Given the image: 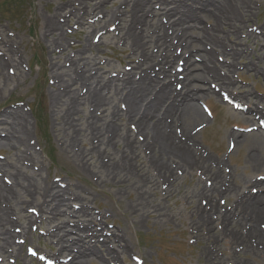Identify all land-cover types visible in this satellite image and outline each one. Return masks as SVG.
<instances>
[{
	"label": "rangeland",
	"instance_id": "1",
	"mask_svg": "<svg viewBox=\"0 0 264 264\" xmlns=\"http://www.w3.org/2000/svg\"><path fill=\"white\" fill-rule=\"evenodd\" d=\"M70 2L71 0H0V74L8 76L7 80L0 78V121H5V124L0 125V180L13 186L19 198L18 201L9 202L8 211L14 234L21 235L18 243H24L21 256L18 257L15 250L13 258L8 256L0 264H44L28 257L27 248L32 247L36 253L41 251L47 255L54 254L57 247L50 243L54 242L47 239L45 233L61 227L60 236H65L71 242L77 238L76 235H81L74 234L72 230L82 226H91L90 230L100 234L98 239L91 240V250L98 251L99 255L90 264H104L103 258L108 257L106 247L102 248L104 243L100 242L101 239L108 242V249L112 248L119 255L116 261H110L111 264H208L207 257L208 261L218 260L221 264H264V246L258 248L260 253L257 250H242L237 241L238 245L221 235L223 225L218 213L231 211L232 201L236 199L240 205L244 200L240 198L243 194L255 195L258 188L246 183L250 178L256 177L257 180L264 175L263 172H252L245 166L244 148L229 151L225 133H244L252 128L233 119L230 112L232 104H223L213 97L197 103L202 114L201 106L205 105L211 111V116L204 114L207 123L195 131L196 147L203 155L222 160V174L226 176V185L232 191L229 198H215L217 212L209 210L208 205L214 203L213 199L197 196L203 183L206 184L198 176L194 175V178L185 173L177 176V182H173V185L160 187V179L151 165L153 160L149 159L150 151L145 149L143 153L139 151L140 158L133 160L134 166L137 165L138 168L137 175L142 177H137L136 171L132 177L121 173L115 178V173L111 174L108 167L112 159L123 160L128 152L121 143L106 147L93 138L98 137L96 131L102 129L105 119L108 123L111 122V110L123 108L119 101V82L114 81L104 88L102 94L108 99L109 106L91 114V117L89 113L92 110L86 102V88L81 87L80 83L70 88L71 93L76 92L72 99L80 100L78 107L74 108L66 96L57 105L52 104L50 98L55 92H62V83L76 81V75L81 70L83 73L87 72L86 77L97 75L96 78L100 80V77L103 79L107 75L112 80H120L122 73L130 72L134 67L132 49L128 43L118 41L114 25L106 22L110 18H105L100 26H92L97 23V19L104 17L100 14L101 10L103 13L118 11L119 15L131 12L132 8L122 0H98L100 11H97V17L82 14L86 20H91L89 26H79L71 17L62 16L59 23L63 25L64 36L43 34L46 20L56 12L57 7L67 8ZM245 3L250 4L252 12L250 24L245 27L247 33L251 28L264 25V0H245ZM152 6L155 13L163 11V7L156 3ZM84 10L90 13V6L84 7ZM147 21L150 24L153 22L150 15ZM201 24L209 28L214 23L203 19ZM103 28H107L106 33L92 37L97 30ZM216 34L218 37H226L219 29ZM146 35L149 36V33L146 32ZM227 37L225 43L237 38ZM238 38L246 42L245 54H241L244 60L239 63L251 64L247 68L238 64L229 74L234 92L246 91L253 97L260 98L264 94V61L258 62L256 59L264 58V37H259L260 41L257 43L254 39L246 41V38ZM91 43L92 50L87 52L84 46ZM150 50L152 54L157 52L156 48ZM72 61L78 62L76 72L74 70L77 64H72ZM220 70L226 74V70ZM240 108L237 111L244 109L243 106ZM17 110L27 120V135L23 142L21 136L18 138L21 134H13L7 127L12 122L7 117ZM115 118L112 125L120 128L124 126L133 134L130 127L125 126L124 118ZM258 124L256 122V126ZM8 133L10 139L3 142ZM107 134L108 131L105 137ZM30 160L33 165L29 163ZM46 182L56 185L52 193L55 199L61 198V192L57 191H63L61 206L58 207L56 216L50 218L51 222L37 219L35 227L30 228L25 220V216L29 214L18 205L33 200L36 203L42 200L46 204L51 202V198L43 197L41 193ZM153 182L158 187L152 189L149 184ZM79 191L83 192L80 194ZM68 193L74 200H67ZM66 204L67 208L64 206ZM130 206L140 209L141 214L135 217L134 212L129 210ZM79 210L88 214L91 212L92 219L70 213ZM203 211H208L212 220L209 230L195 225ZM127 223L130 224L129 227ZM244 227L246 225L242 223L237 231L240 232ZM258 228L264 232V226L261 227L260 224ZM101 234L109 237H102ZM112 234L125 239L129 253L127 250L123 251L121 244L115 243L116 239L113 241ZM94 242L96 243L93 244ZM60 262L59 264H64Z\"/></svg>",
	"mask_w": 264,
	"mask_h": 264
},
{
	"label": "bare ground",
	"instance_id": "2",
	"mask_svg": "<svg viewBox=\"0 0 264 264\" xmlns=\"http://www.w3.org/2000/svg\"><path fill=\"white\" fill-rule=\"evenodd\" d=\"M99 1L106 2L107 0ZM122 1L132 8L131 12L119 15L120 12L118 11L103 13L101 10L100 14L104 17L102 16L101 20L97 19V23L92 24V26H100L105 18H110L106 22L114 25L118 41L128 43L132 49L134 67L130 72L122 73L120 80H112L107 75H104L103 79L100 77V80L96 78L97 75L86 77L85 73L87 72L84 71L83 73L80 69L81 71L76 75V81L63 82L62 92H55L50 100L55 106L64 99L63 96H66L74 108L78 107L80 100L78 98L72 99L76 92L71 93L70 88L80 83L81 87L86 88V102L90 104L92 111L89 116L91 117V114L94 115L95 112L100 109L104 110L105 107L109 106L108 99L102 94L104 88L110 86L114 81L119 82L121 84L120 92H118L119 101L123 104V108L118 111L111 110L109 114L112 115L109 118L111 122L108 123L105 119L103 126H101L102 129L96 131L98 137L93 138L96 139V142L98 141V144L106 147L121 143L127 150L128 153L123 157V160L112 159L110 166H107L108 170H111V174L115 173V178H118L121 173L132 177L133 172L136 171L137 175L139 173L138 168L137 165L134 166L133 160L140 158V154L145 149V151H150L149 159L153 160L151 165L160 179V187L173 185V182H177L176 177L185 173L193 177L194 175L198 176L206 184L203 183V187L197 196L213 199L214 203L208 205L209 210L217 212L218 206L215 203V198L217 196L229 198L232 191L226 185L228 181L226 176L222 174V160L203 155L196 147L195 131L207 123L205 116L197 107V103L205 101L209 97L220 101L225 97L236 104L235 107L230 108L233 119L238 120L241 125H249L252 127V131L251 133L226 132L225 139L228 148H230L229 151L244 148L246 150L245 166L252 172L264 173V135H261L259 127H256L258 120L264 122V94L258 98L246 91L235 93L229 75L232 70H235L236 65L242 64L247 68L251 64L239 63V61L244 60L241 54H245L246 42H242L238 36L246 38V41L254 39V42L257 43L260 41L259 37H264V25L256 29L251 28L250 31L245 32V27L250 24L252 17L250 4H246L245 0ZM154 3L163 7V11L160 13L153 12L152 5ZM88 5L90 6V13H86L84 10V7ZM98 5V0H71L67 8L57 7L56 12L44 23L43 34L64 36L63 25L59 23L62 16L71 17L79 26L88 25L91 20H86L82 14L84 16H98L97 11H100ZM190 9L196 10L199 14L196 15V12H191ZM149 15L151 22L153 21L151 24L147 21ZM203 19L211 20L214 24L206 28L202 25L203 23L201 24ZM106 29L97 30L92 37L101 35L103 32L106 33ZM218 29L226 37H218L216 34ZM146 32L149 33V36L146 35ZM227 36H236L237 38L230 43H225ZM257 36L259 37L257 38ZM92 45L93 43L84 46L87 52L92 50ZM152 48H156L155 54H152L150 50ZM256 60L260 62L264 61V58L258 57ZM72 64H77L74 70L76 72L78 62L72 61ZM220 68L226 70V74ZM2 74H0V78L7 80L8 76ZM239 106L244 107L242 112L237 111ZM114 118L116 120L124 118L125 126L128 125L133 134H130L123 125L122 128L112 125ZM7 119L12 120L7 127L13 134H21L18 138L21 136L20 138L23 139L21 142H23L27 135L25 116L17 110L10 114ZM199 122L201 123L194 127ZM1 124H5V121L4 123L0 121ZM107 131L108 134L105 137ZM9 136L10 133L6 134L3 142L9 140ZM137 139L138 141H136ZM29 163L33 165L31 160ZM258 178L260 179L250 178L246 183L258 188L255 195L243 194L240 198L244 200L240 205L236 199L232 201L233 208L231 211L219 212L218 214L221 225H223L221 235L224 238L237 241L242 246V250H257L260 253L258 248L264 246V232L258 228L260 224L261 227L264 226V175ZM54 185L46 182L41 188L42 196L51 198V202L46 204L42 200L40 203H36L33 200L19 203L18 206H21L20 208L29 214L25 216L28 227H35L37 219H45L51 222L50 218L56 216L64 194H62V190L57 191L61 192L59 194L61 198L55 199L52 195L53 190L56 189V185ZM149 185L152 189L155 186L158 187L154 182ZM82 192L79 191L80 194ZM68 195V201L74 200L70 193ZM18 199L14 187L3 183V179H1L0 257L2 259L0 258V263L8 256L13 258L15 250L18 253L17 256H21L22 246H24V243L22 245L18 243L21 235L14 234L12 230L13 222L8 211L9 202H15ZM64 206L65 208L68 207L67 204ZM129 210L134 212L135 217L141 214L140 209L135 206H130ZM70 213L92 219L91 212L88 214L79 210L70 211ZM242 223H245L246 227L238 232L237 228ZM197 224L200 229L209 230L212 220L208 211L201 212L195 225L198 226ZM127 225L130 226L129 223ZM90 229H92L91 226L75 227L72 230L74 234L81 235H76L77 238L71 242L65 236H60L61 227H56L53 231L49 230L45 233L46 238L54 242L50 241L57 247V251L51 255L39 251L37 254L39 261L48 259L52 264H59L60 261L64 264H90L99 255L98 251L91 250V240L98 239L100 235ZM87 233L90 234L86 235ZM101 236L109 237L103 236V234ZM111 236L113 241L116 239L115 243L121 244L124 252L126 250L128 253L130 252L124 243V238L115 237L114 234ZM100 242L104 243L102 248L106 247L108 253V259L103 258L104 264H111L110 261H116L119 256L116 251L112 248L108 249L106 244L108 242L105 239H101ZM235 244L238 245L236 242ZM206 261L208 264H221L218 260L216 262L208 261V257ZM113 264L117 263L114 262Z\"/></svg>",
	"mask_w": 264,
	"mask_h": 264
}]
</instances>
